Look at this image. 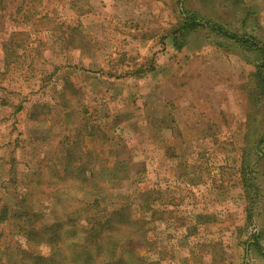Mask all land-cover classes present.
I'll return each instance as SVG.
<instances>
[{
	"label": "rangeland",
	"instance_id": "rangeland-1",
	"mask_svg": "<svg viewBox=\"0 0 264 264\" xmlns=\"http://www.w3.org/2000/svg\"><path fill=\"white\" fill-rule=\"evenodd\" d=\"M183 9L264 47V0H0V208L95 202L147 223L149 264H264V52L213 25L177 50ZM22 231L0 226V264Z\"/></svg>",
	"mask_w": 264,
	"mask_h": 264
},
{
	"label": "trees",
	"instance_id": "trees-1",
	"mask_svg": "<svg viewBox=\"0 0 264 264\" xmlns=\"http://www.w3.org/2000/svg\"><path fill=\"white\" fill-rule=\"evenodd\" d=\"M183 15L180 27L176 31L171 30L169 35L173 46L179 51L186 47L189 38L198 29L211 30L213 28L211 25H213L219 37L227 38L234 45L248 51L264 52V47L261 48L252 36L242 38L226 32L221 27L217 28L218 26L212 22H207L206 25L204 19L195 14L192 16L184 9ZM251 78L257 90V100L261 98L264 102V64L257 66L256 72ZM85 172L84 166H78L76 176H81ZM242 173L240 178L243 182ZM160 187L161 189L155 190L161 192L163 189L162 186ZM77 188H80V185ZM148 194L150 195V193ZM24 204L25 199L21 198L14 208L8 204H4L0 208V226L9 223L10 220L11 222L17 221V225L23 230L19 235L25 238L27 243L25 247H18L17 250H12V246L11 248L8 247L7 250L12 259L10 264H149L147 257L141 254L139 250L155 243L150 239L148 240L150 229L146 228L147 223L133 222L124 209L109 212L107 218L96 217L99 213L96 211L98 209L97 203L83 204L81 214L87 209L88 213L84 215L71 213L66 215L65 221L58 220L49 224L48 221H45L47 213L39 214L32 207L25 208ZM91 209H95L94 214H90ZM160 209L162 215L161 219L158 220L159 225L162 224L161 220L166 214L162 205H160ZM118 217H121L127 225L126 227L120 228L117 223ZM42 220L45 222L42 223ZM176 229L174 228V230ZM121 242L123 244L120 246ZM29 245L45 249L38 253L27 247ZM251 245L264 258V247L260 243V238L254 240ZM118 252L122 255L121 257H118Z\"/></svg>",
	"mask_w": 264,
	"mask_h": 264
},
{
	"label": "crops",
	"instance_id": "crops-1",
	"mask_svg": "<svg viewBox=\"0 0 264 264\" xmlns=\"http://www.w3.org/2000/svg\"><path fill=\"white\" fill-rule=\"evenodd\" d=\"M188 43H189V41H188ZM167 44H168V43H167ZM187 46H188V44L186 45V47H187ZM186 47H185V48H186ZM214 214H216L215 216L218 218L217 220H223L222 217L220 216V215H224L222 212H217V213H214ZM216 217H215V218H216ZM210 218H211V217H210ZM261 244H262V243H261ZM262 245H264V244H262ZM248 246L251 247V246H250V243H248Z\"/></svg>",
	"mask_w": 264,
	"mask_h": 264
}]
</instances>
